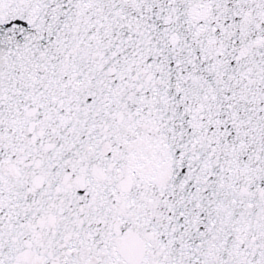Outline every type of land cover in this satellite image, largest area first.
Returning a JSON list of instances; mask_svg holds the SVG:
<instances>
[{
    "label": "snow or ice",
    "instance_id": "obj_1",
    "mask_svg": "<svg viewBox=\"0 0 264 264\" xmlns=\"http://www.w3.org/2000/svg\"><path fill=\"white\" fill-rule=\"evenodd\" d=\"M0 264H264V0H0Z\"/></svg>",
    "mask_w": 264,
    "mask_h": 264
}]
</instances>
